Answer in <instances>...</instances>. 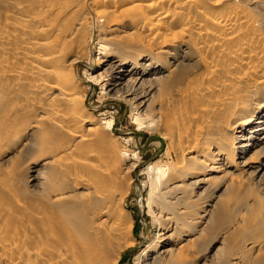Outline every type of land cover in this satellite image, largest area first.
<instances>
[{
    "label": "bare ground",
    "instance_id": "bare-ground-1",
    "mask_svg": "<svg viewBox=\"0 0 264 264\" xmlns=\"http://www.w3.org/2000/svg\"><path fill=\"white\" fill-rule=\"evenodd\" d=\"M92 88L168 144L136 263L264 264V0H0V264L135 246L141 156Z\"/></svg>",
    "mask_w": 264,
    "mask_h": 264
},
{
    "label": "rangeland",
    "instance_id": "rangeland-1",
    "mask_svg": "<svg viewBox=\"0 0 264 264\" xmlns=\"http://www.w3.org/2000/svg\"><path fill=\"white\" fill-rule=\"evenodd\" d=\"M87 65L86 63L82 66L86 68ZM82 66L81 70L83 69ZM92 89L89 92L94 101L93 107H96L97 110H101L105 114L111 113L115 116L114 134L118 143L122 147L137 150L141 156V167L132 174V179L134 180L133 187L125 204L126 209L131 213L135 223V246L123 252V258L120 263L137 264L136 257L138 253L143 250L154 233L152 217L147 207L148 189L146 184L149 180L146 173L141 169L157 161L167 160L166 145L168 144L165 142L162 144V147L157 146L156 142L163 136L161 135L162 133L158 134L159 132L146 131V129L139 130L133 123V120H131L128 109L123 104L106 98L102 99L100 89Z\"/></svg>",
    "mask_w": 264,
    "mask_h": 264
}]
</instances>
